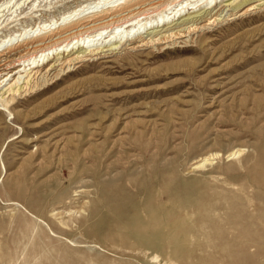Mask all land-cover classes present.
<instances>
[{
    "label": "rangeland",
    "instance_id": "1",
    "mask_svg": "<svg viewBox=\"0 0 264 264\" xmlns=\"http://www.w3.org/2000/svg\"><path fill=\"white\" fill-rule=\"evenodd\" d=\"M8 1L0 0V40L96 0ZM257 12L213 28L204 50L98 53L39 93L16 98L15 110L22 111L16 119L0 112V264H180L160 249L114 238L105 225L107 206L120 203L127 217L133 214L137 189L127 180L136 174L156 188L175 186L182 197L215 190L228 203L218 218L238 210L243 224L251 215L250 223L264 227V214L258 219L257 203L244 194L245 181L233 178L243 174L238 162L224 158L231 147L250 143L253 124L264 121V11ZM87 132L93 135L86 140ZM118 133L125 144L111 148ZM58 139L72 155L62 164L49 143ZM210 150L222 158L206 171L193 170ZM111 181L117 185L107 186ZM181 182L184 192L176 186ZM14 184L19 194L9 189ZM57 192L65 196L61 203ZM57 211L58 218L51 215ZM217 226L221 232L206 249L217 264H264V232L254 236L260 246L249 249L232 241L230 224ZM191 235L202 240L201 232Z\"/></svg>",
    "mask_w": 264,
    "mask_h": 264
},
{
    "label": "bare ground",
    "instance_id": "2",
    "mask_svg": "<svg viewBox=\"0 0 264 264\" xmlns=\"http://www.w3.org/2000/svg\"><path fill=\"white\" fill-rule=\"evenodd\" d=\"M10 3L11 0L7 5ZM31 6L32 9L34 6ZM256 10L264 11V0H96L86 6L80 4L59 18L44 23L39 21L29 30L15 31L17 34L0 40V112L6 111L16 119L22 112L15 110L16 98L39 93L98 53L118 54L123 50L132 52L142 47H156L159 52L177 48L182 52L204 50L210 47L211 38L206 34L213 28ZM184 13L187 16L183 18ZM59 51L62 52L60 56ZM251 129L252 141L244 146L231 147L224 158L238 162V170L243 171V174H236L233 178L240 177L238 179L243 178L245 181L248 191L244 194L248 202L257 203L254 211L260 214L256 215L259 219L264 214V206L260 207L264 200V121L256 125L254 123ZM120 133L110 141L111 148L115 145L120 148L125 144H122L124 136ZM92 135V132H87L82 138L87 140ZM217 139L216 135L208 138V142ZM60 140H50L49 143L53 147L51 153L57 151V163L62 164L65 155H72L67 151L66 142ZM220 158L222 155L217 151H205L192 164V169L206 171ZM41 160L42 157L38 164ZM229 168L226 166L224 170L229 171ZM127 181L137 189V196L134 197L137 199L131 200L129 205L133 214L127 217L121 211L120 203L111 209L109 206L106 208L105 225L112 230L116 239H127L160 249L180 264H217L216 256L206 249L212 248L213 240L220 234L221 227L217 226L220 223L230 224L231 231L235 233L232 241L245 244L249 249L261 244L254 236L264 232V227L259 228L250 223L251 215L246 224H243L238 210L226 220L220 216L218 218V213L228 203L215 190L200 194L191 190L189 196L182 197V193L172 190L175 186L162 185L156 188L148 179L140 178V174ZM113 185L117 184L114 181L107 184ZM176 186L182 191L187 190L186 182L177 183ZM9 189L20 193L17 184L11 185ZM235 189L233 204L238 209L240 189ZM64 199L65 196L57 192V203ZM61 214L57 211L51 215L58 218ZM93 214L96 215L97 211ZM87 221L83 222L84 226H88L90 219ZM98 223L102 225L104 219L100 218ZM194 231L203 234L202 240H193L191 233ZM157 259L156 254L151 257L154 262ZM163 264L174 263L167 260Z\"/></svg>",
    "mask_w": 264,
    "mask_h": 264
}]
</instances>
